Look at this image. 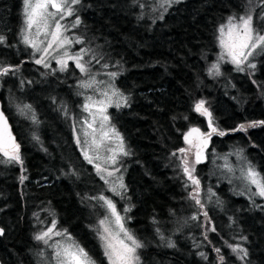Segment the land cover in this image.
I'll list each match as a JSON object with an SVG mask.
<instances>
[{"label":"trees","instance_id":"trees-1","mask_svg":"<svg viewBox=\"0 0 264 264\" xmlns=\"http://www.w3.org/2000/svg\"><path fill=\"white\" fill-rule=\"evenodd\" d=\"M22 1L0 0V35L7 41L0 45V64L19 66L0 78V107L23 161L0 163V262L40 264L34 237L45 221L42 214L49 213L97 264H108L95 227L102 207L89 199L106 185L83 159L73 135L80 105L75 69L48 73L35 64L19 39ZM159 3L81 0V24L75 29L94 57L119 73L115 83L128 97V106L111 108L109 116L130 153L124 158L127 225L145 245L138 250L140 262L218 264L214 248H220L224 264H264V207H254L227 183L208 185L204 160L195 166L205 204L199 210L189 197L194 186L185 187L178 152L190 128L210 130L208 117L194 110L204 100L213 125L225 132L214 134L207 149L222 153L236 147L264 175V125L232 131L264 121V55L256 57L254 71H237L228 62L220 64V75L209 71L219 50V26L248 12V0H179L166 12ZM254 8L253 16L259 15ZM24 104L32 106L38 123L17 110ZM21 176L27 178L21 182ZM193 215L199 219L192 220ZM169 241L175 247H167ZM238 243L248 250L243 261L227 246Z\"/></svg>","mask_w":264,"mask_h":264},{"label":"snow or ice","instance_id":"snow-or-ice-1","mask_svg":"<svg viewBox=\"0 0 264 264\" xmlns=\"http://www.w3.org/2000/svg\"><path fill=\"white\" fill-rule=\"evenodd\" d=\"M137 2L138 0H133V3ZM174 2H179V0H160L159 7L166 12L168 7ZM248 3L249 9L246 15L239 17L235 15L229 16L227 23L219 26L218 31L220 35L218 39L222 51L218 57V61L211 65L209 69L210 73L214 72L216 75H220V63L225 60L233 64L237 71L242 72L246 69L254 71L257 67L254 62L255 58L259 55H264V24L257 27L254 23V16L252 15L253 8L259 7V18L264 21V0H248ZM80 4L81 0H23L24 20L21 30L23 43L34 50L33 56L39 54V58L35 59L36 64L49 68L50 64L47 61L51 57L56 60V63L59 65V70L64 71L67 69L68 61L71 60L82 73L89 72L88 64L90 62H85L84 56L91 50L82 47L76 54H70L68 46L73 43H83V40L79 37L73 40L66 35L69 27L62 23L67 17L74 16L75 19L71 27L75 28L81 24L80 17L76 14V6ZM139 6L143 7L142 4ZM159 19H163L162 13ZM33 29H35L34 35ZM6 42V37L0 35V45H4ZM61 50H63L62 54H59ZM53 53H58L59 55H53ZM104 67L107 68V65H104ZM18 70V65L4 66L0 64V78L9 73L15 74ZM118 74L117 72L107 73L112 78H115ZM20 83L23 85L24 81L21 80ZM96 83L95 77H91L90 81L82 80L80 87L89 89L93 88ZM108 88V91L100 92L101 99L99 100H95L92 96L85 97L82 109L88 113V116L82 121L80 134L76 136V143L81 146L84 159L89 164H95L97 174L101 176V179H104L105 183L112 184L110 190L117 195L123 196L118 191V188L126 191L122 177H117L116 181L108 179L109 177L115 176L119 172V169L115 167L109 168V165H116L120 155L127 156L130 153L125 148L123 137L110 124L107 109L113 105L117 108L128 106V97L111 84H109ZM78 94L83 95V93ZM205 104L206 101L204 100L198 101L194 106V110L208 117L210 131L201 132L199 128L190 129L184 134V140L191 147L188 149H178V152L183 154L180 157V168L184 176L187 177L185 187L187 188L189 184L194 186L193 191L189 193V197L195 202V205L199 206V210H203L205 204L200 199V180L195 175V166L207 159L204 155V149L207 148L212 136L214 134L220 136L225 135V132L220 131L213 125L212 114L205 107ZM17 110L21 115L29 116L33 123H38L30 104L17 105ZM63 110L65 111V115H67L66 108ZM261 125H264V121H252L247 124H240L238 128L232 131L246 132L248 128ZM73 127L75 129V125ZM193 134H196L195 137ZM81 135L83 139H81ZM34 138L39 139V137ZM193 140L196 142L194 143ZM112 144L115 146H110ZM192 148H195L193 154L194 159L190 161L188 153L191 152ZM101 150L109 153V155L102 156ZM172 155L176 156L177 154L173 153ZM241 158L243 159L242 156ZM97 161H103V164ZM0 163L23 164L20 155V145L16 143L15 138L12 136L7 117L3 111H0ZM246 163L247 167L241 169V172L247 182L249 199L254 207L262 208L264 205L257 204L255 198L259 197L264 199V175L250 161ZM224 167L231 171L227 163ZM26 178L25 176H21V182ZM211 195L214 194H210L209 199H211ZM89 199L101 202L100 207H103L107 213L99 221L97 235L101 240L103 255L108 261V264H140L138 250L145 247V245L125 227V218L117 210L115 202L104 195L90 197ZM127 211H130V209H125V212ZM202 215L206 220L208 219L207 211H202ZM191 219L197 220L199 216L193 215ZM55 226L56 222L53 220L50 227L36 234L34 237L35 240L42 241L44 244L53 248L55 264H97V261L88 251L72 240L66 230L64 232L55 231ZM210 230L214 232L216 229L212 227ZM157 231L159 230L157 229ZM3 234L4 229L0 228V235ZM53 236H66L69 243L61 244L59 241H55L49 244ZM161 238L163 239V237ZM205 239H207L206 235ZM241 239L247 240V237L242 236ZM166 246L170 248L175 247V243L169 241ZM227 246L242 261L248 256V250L239 243L235 245L228 244ZM214 251L218 254V264H224L225 256L221 253V249L214 248ZM199 255L207 259L205 253L201 252Z\"/></svg>","mask_w":264,"mask_h":264},{"label":"rangeland","instance_id":"rangeland-1","mask_svg":"<svg viewBox=\"0 0 264 264\" xmlns=\"http://www.w3.org/2000/svg\"><path fill=\"white\" fill-rule=\"evenodd\" d=\"M76 7H77V13L76 14L79 15L78 14L79 5L76 6ZM254 10H255V8H253V10H252V15H254ZM246 14H247V11L244 12V13H239V14H237L235 16L239 17V16L246 15ZM74 19H75V17L73 16V17H67L64 21H62V23L66 24L69 27V31L66 33V35H68L73 40H75L78 37L81 38L75 32V29H77V27H75V28L71 27V24L74 21ZM23 20H24V15H23V1H22V6H21V25H20V29H19V37L20 38L19 39H20L21 44L29 49V51H30V53L32 55V59H34V62H35V59L39 58V54H36L35 56H33L34 50L30 46L25 45L23 43V34H22V31H21L22 28H23ZM226 23H227V19L224 20L222 24H226ZM254 23H255V25L257 27H260L262 24H264V21L260 20L259 15H256V16H254ZM34 32H35V29H33V35H34ZM219 35H220V33L218 31L217 32V41H218V46H219L218 49L219 50H218V54H217V56L215 58L214 63H216L218 61V57L220 56L221 51H222V49L220 47V44H219V39H218ZM41 39H43V37H41ZM82 47L85 48V49H89L85 45V43L83 42V43H73L72 45L68 46V51H69L70 54L74 55L77 52H79ZM62 51L63 50H61V52L59 54H62ZM59 54L58 53H53V55H59ZM84 61L85 62H90L88 64V66H89V72L88 73H82L75 66V63L73 61H71V60L68 61V66H67V68L73 67L75 69L76 80L74 81V83H75V85L78 88L77 89L78 93H83V95L79 94V96H80V105H79V108L77 110V114L75 115V120L73 121V125H75V129L73 127V135H74L75 142H76V136L78 134H80V128H81L82 121H83L84 118H86L88 116V113L84 112L83 109H82V105L85 102V97L92 96L95 100L101 99L100 92L101 91H108L109 90V88H108L109 84H111L112 86H114L115 88L118 89V87H117V85L115 83L116 77L112 78V77H109L107 75V73L114 72V71L108 70L109 66L106 63L102 62V60H100L98 57H94V55H93V53L91 51H89L84 56ZM97 61H99V63H97ZM47 62L50 64L49 68H45L43 65H38L36 63L35 64L40 66V67H42L48 73L63 72V71L59 70V65L56 63L55 59H52L51 57H49ZM225 62H228V61L225 60V61H223L221 63H225ZM254 62H255V60H254ZM228 63H230V62H228ZM104 65H107V68H105ZM231 65L233 67H235L233 64H231ZM245 71H250V70L246 69ZM91 77H95V80L97 82L94 85V87L93 88H89V89L81 88L80 87V82L82 80L90 81ZM111 108H117V107H115L114 105L108 107V109H107V115L108 116H109V111H110ZM110 124L112 126H114L113 123L111 122V120H110ZM190 129H192V128H190ZM116 130H117V128H116ZM207 131H210V130H207ZM207 131H205V132H207ZM187 132H185V133H187ZM201 132H203V131H201ZM195 135L196 134H193L194 137H195ZM183 138H184V135H183ZM81 139H83L82 135H81ZM193 142L195 143L196 141L193 140ZM184 143H186L185 140H184ZM110 146L114 147L115 145L112 144ZM77 147H78V149H79V151H80V153H81V155H82V157L84 159L83 153L81 152V146L77 145ZM190 147L191 146L188 145V143H186V146L183 147V148L188 149ZM125 148L127 150L126 145H125ZM194 152H195V148H192L191 152L188 153V157L192 153L194 154ZM238 153H240V155H238ZM101 155L102 156L103 155H109V153H106L103 150H101ZM179 155L181 157L183 154L179 153ZM204 155L207 157V159H205L207 161V163H206L207 169L205 171V174H206L205 179H206L208 185H211V183L212 184H218L220 182H224V183H227L235 191L241 192L246 197H249V193L247 191V182L244 179V177L242 175V172H241V169L247 167V163L246 162L249 161V160L247 158H245L243 153H241L240 149H238L236 147H229L224 152L218 153V152H215L214 148H211V149H207L206 148V149H204ZM241 156L243 157V159L241 158ZM125 157L126 156H124V155H120L116 165H114V166L113 165H109V168L115 167V168L119 169V172H117L115 174V176L108 178L109 180L116 181L117 177H122V182L125 185V179H124L125 168H126L125 159H124ZM85 161L88 162L87 160H85ZM97 162L103 164V161H97ZM226 163L231 168V171H229L228 169H226L224 167V165ZM91 166L94 168L95 172L97 173L96 168H95V164H91ZM98 176H100V175H98ZM100 178H101V176H100ZM101 180H103L104 183H105L104 179H101ZM105 185H106L105 191L104 192H99L95 196L98 197L100 195H104L106 197L111 198L115 202L117 210L120 212L121 216L125 218V227L129 229V227L127 225L128 220H129V212L128 211L125 212V209H128V205H127L128 204V200L125 197V196H127L126 195V191L123 190V189H119L118 188V191L121 192L123 194V196L117 195V194L113 193L110 190L111 187H112V184L105 183ZM207 189L212 190L211 188H207ZM253 190H254V186H253ZM255 199H259V200L263 201V203H264V199H262V198L256 197ZM99 203H101V202H99ZM106 214H107L106 210L102 207V214L95 222L96 235H97V229L99 227V221L101 219H103ZM42 216L45 219V221L42 220V221L39 222L35 235L40 233V232H42V231H44V230H46L48 227L51 226L52 221L55 220V217L53 215L50 216L49 213L44 214V215L42 214ZM55 231L64 232L65 230L63 228H61V227H58L57 224H56ZM69 236L72 238V240H74V238L71 235H69ZM97 239H98V243H99V245L101 247L102 254H103L102 243H101V240L99 239L98 235H97ZM55 241H59L61 244L69 243V241L67 240L66 236H53L52 239L49 241V244H52ZM36 253L39 256L40 264H55V258L53 256V248H51L48 245L44 244L42 241H37L36 240ZM105 260H106V258H105ZM106 262L108 263L107 260H106ZM140 264H141V262H140Z\"/></svg>","mask_w":264,"mask_h":264},{"label":"water","instance_id":"water-1","mask_svg":"<svg viewBox=\"0 0 264 264\" xmlns=\"http://www.w3.org/2000/svg\"><path fill=\"white\" fill-rule=\"evenodd\" d=\"M0 111H2V110H1V107H0ZM3 113H4V112H3ZM4 115H5V114H4ZM5 116H6V115H5ZM7 120H8V119H7ZM8 125H9V127H10L9 121H8ZM10 130H11V127H10ZM11 134H12V136L15 138V136H14L12 130H11ZM15 141H16L17 144H19V143L17 142L16 138H15ZM0 264H2V263L0 262Z\"/></svg>","mask_w":264,"mask_h":264}]
</instances>
